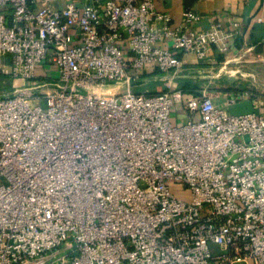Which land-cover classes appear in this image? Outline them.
I'll list each match as a JSON object with an SVG mask.
<instances>
[{
  "label": "built area",
  "instance_id": "1",
  "mask_svg": "<svg viewBox=\"0 0 264 264\" xmlns=\"http://www.w3.org/2000/svg\"><path fill=\"white\" fill-rule=\"evenodd\" d=\"M59 1L0 0V264H264V111L175 83L178 53H228L240 21Z\"/></svg>",
  "mask_w": 264,
  "mask_h": 264
},
{
  "label": "rangeland",
  "instance_id": "2",
  "mask_svg": "<svg viewBox=\"0 0 264 264\" xmlns=\"http://www.w3.org/2000/svg\"><path fill=\"white\" fill-rule=\"evenodd\" d=\"M216 59H205L195 65H184L176 74V87L182 90L185 97L199 93L206 89L212 93L215 98L225 95L240 97L249 95L264 97V60L255 52L245 47L238 53L223 54L218 52ZM0 61L7 67L11 64L10 55H0ZM44 71L51 74L55 68L51 64L43 65ZM172 74V73H171ZM163 73H156L154 79L147 80L146 83L138 87L139 90L158 91V88L165 87L167 77ZM16 80L5 72H0V97L13 91ZM21 86V82H18ZM25 84H30L26 81ZM229 113L235 114L230 112ZM189 116L183 105L177 104L172 113V119L175 124L182 125L186 123Z\"/></svg>",
  "mask_w": 264,
  "mask_h": 264
},
{
  "label": "crops",
  "instance_id": "3",
  "mask_svg": "<svg viewBox=\"0 0 264 264\" xmlns=\"http://www.w3.org/2000/svg\"><path fill=\"white\" fill-rule=\"evenodd\" d=\"M66 1L69 0H60L56 5L63 6ZM76 1L81 2V0ZM156 5L158 9L172 15V25H177L181 21L182 13L186 8H192L203 16L200 21L193 24V27L197 29H209L218 20L222 21L227 29H233L232 23L235 20L240 21L228 53H238L243 48L249 47L264 60V0H156ZM166 45L171 47L169 41ZM218 52L220 51L215 48L212 54L215 59ZM178 54L188 66L205 62V59H199L192 53ZM228 97L234 96L229 94L215 98V102L235 114L264 111V97L262 96L241 95L237 97L236 102L230 104L225 100Z\"/></svg>",
  "mask_w": 264,
  "mask_h": 264
}]
</instances>
